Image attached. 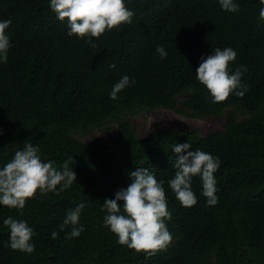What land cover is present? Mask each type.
Segmentation results:
<instances>
[{
    "label": "trees",
    "instance_id": "1",
    "mask_svg": "<svg viewBox=\"0 0 264 264\" xmlns=\"http://www.w3.org/2000/svg\"><path fill=\"white\" fill-rule=\"evenodd\" d=\"M134 12L92 37L67 34L48 0H0V19L11 47L0 63V165L26 143L59 169L67 161L76 182L62 191L26 199L23 209L0 205V264H264V20L260 0H237L235 12L218 0H125ZM163 45L167 55L155 51ZM231 46V70L246 67L242 96L214 102L195 69L215 47ZM115 65L110 67V65ZM127 74L129 85L109 96ZM188 97L177 105L180 95ZM166 109L179 115L224 117L223 129H161L138 137L128 119L141 111ZM242 117V118H241ZM114 127L110 137L82 140L88 132ZM88 141V142H87ZM189 141L218 156L217 202L206 203L201 179H192L197 202L182 206L168 185L174 175L175 143ZM148 167L165 181L166 221L172 240L163 250L118 242L103 224L104 199L131 182L129 173ZM58 187V186H57ZM85 201L84 230L66 238L59 228L66 212ZM26 219L33 227L31 254L6 246L3 219ZM58 235L52 238L51 232Z\"/></svg>",
    "mask_w": 264,
    "mask_h": 264
},
{
    "label": "clouds",
    "instance_id": "2",
    "mask_svg": "<svg viewBox=\"0 0 264 264\" xmlns=\"http://www.w3.org/2000/svg\"><path fill=\"white\" fill-rule=\"evenodd\" d=\"M49 7L57 19L67 24V34L83 37L86 43L95 47L92 37H99L106 30H111L122 23H131L134 12L126 7L125 0H48ZM223 10L235 12L239 9L237 0H218ZM260 19L264 20V0H260ZM11 18L0 19V63L6 62L11 40L6 29L11 25ZM155 51L161 58L167 55L163 45H157ZM237 53L231 46L215 47L195 69L196 79L208 90L214 102L225 100L230 93L242 96L244 85L241 77L247 70L241 65L231 70L229 63ZM115 65H110L114 67ZM130 83V77L124 74L111 87L109 96L118 97V93ZM143 138V137H142ZM88 142V141H87ZM172 151L176 154L172 162L174 175L168 180L169 187L175 193L182 206L196 204L197 197L192 188V179L199 175L201 194L206 203L217 202L216 178L214 173L220 166V159L200 148L191 149L189 141L175 143ZM53 160H43L39 146L26 143L17 149L12 157L0 165V205L23 209L26 199L34 194L62 191L76 182V173L66 161L61 168ZM131 182L121 187L113 198H105L101 209L104 211L103 224L116 234L118 242L143 250L146 255H153L157 250L165 249L172 240L166 221L171 218L167 207V198L163 179H158L148 167H138L129 173ZM58 186V187H57ZM85 201L68 210L59 228L66 226L70 230L66 238L77 237L84 230L79 222ZM3 224L9 229L6 246L31 254L35 245L32 237L33 227L26 219L7 216ZM58 232H51L55 238Z\"/></svg>",
    "mask_w": 264,
    "mask_h": 264
},
{
    "label": "rangeland",
    "instance_id": "3",
    "mask_svg": "<svg viewBox=\"0 0 264 264\" xmlns=\"http://www.w3.org/2000/svg\"><path fill=\"white\" fill-rule=\"evenodd\" d=\"M188 97L187 94L180 95L177 99V105ZM242 118V117H241ZM132 124V128L138 137L148 135L155 124H158L161 129H186L195 130L200 129L203 135L212 131H220L223 129L224 117L214 118L207 116H193L192 113L188 115H179L175 111L166 109H156L148 112L141 111L136 116L128 118ZM115 132L114 127H106L102 131L88 132L86 136L81 137L82 140H90L97 137H110Z\"/></svg>",
    "mask_w": 264,
    "mask_h": 264
}]
</instances>
